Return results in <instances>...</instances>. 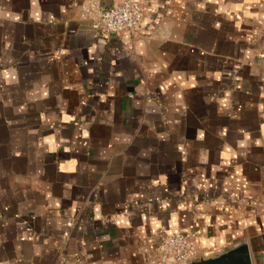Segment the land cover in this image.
Listing matches in <instances>:
<instances>
[{
  "label": "crops",
  "instance_id": "obj_1",
  "mask_svg": "<svg viewBox=\"0 0 264 264\" xmlns=\"http://www.w3.org/2000/svg\"><path fill=\"white\" fill-rule=\"evenodd\" d=\"M86 1L0 0V264H153L177 230L264 264V0H136L109 37Z\"/></svg>",
  "mask_w": 264,
  "mask_h": 264
},
{
  "label": "built area",
  "instance_id": "obj_2",
  "mask_svg": "<svg viewBox=\"0 0 264 264\" xmlns=\"http://www.w3.org/2000/svg\"><path fill=\"white\" fill-rule=\"evenodd\" d=\"M145 8L136 0H118L111 5L101 0H87L81 17L102 37L133 34L140 27ZM190 232L174 231L159 239L153 264H185L201 255Z\"/></svg>",
  "mask_w": 264,
  "mask_h": 264
},
{
  "label": "water",
  "instance_id": "obj_3",
  "mask_svg": "<svg viewBox=\"0 0 264 264\" xmlns=\"http://www.w3.org/2000/svg\"><path fill=\"white\" fill-rule=\"evenodd\" d=\"M168 264H174L168 261ZM185 264H253L247 241L239 239L211 254H201L195 260Z\"/></svg>",
  "mask_w": 264,
  "mask_h": 264
}]
</instances>
